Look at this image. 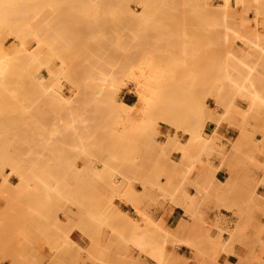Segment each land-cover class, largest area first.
<instances>
[{
  "label": "rangeland",
  "instance_id": "374dc122",
  "mask_svg": "<svg viewBox=\"0 0 264 264\" xmlns=\"http://www.w3.org/2000/svg\"><path fill=\"white\" fill-rule=\"evenodd\" d=\"M94 1L98 4L94 5L96 8L93 6L95 11L94 8L89 9L94 11L95 15L98 14L96 18L99 22L98 25L97 21L95 23L93 21V12H91V19L84 16L90 15L89 9L86 11V14L83 15L78 7V10L76 9L74 13L72 9L73 7H76L74 2H68L64 7L61 6L63 8H61L56 15V20H58V17L60 16H58V14H62V17H59L60 21L53 20V24L49 19H46L44 22L41 20H44L47 16H41L40 26H38L39 22L34 23L37 37L44 42L41 43L42 48L36 50L40 55L38 63L40 64L41 60H43V62L51 60L50 63L46 62L45 64H52L60 72V74L58 73V81L68 103L63 105H46L45 103L43 105L42 102L40 104L37 103L39 104L37 107L39 110L38 112L36 109L37 101L35 100L37 97L33 93V98L35 96V99H33L35 103L32 105L33 100L31 94H29L30 87L27 90L28 92L26 91V94L24 92V95L26 96L20 94V92L22 93L27 89H25V87H27L26 84L28 81L23 83L26 80V78H24L26 75L23 77L25 80L22 81V87L25 84L23 88L19 87L22 83L20 77H17L20 81L18 83L20 84L17 85L16 80H9V83L7 81V85L10 86L9 90L6 88L7 85L0 89V94L1 91H3V95L1 94L3 97L4 93L8 91L9 93L15 92L14 99H17L19 93V100H16V102L18 103L19 101V103L17 106L14 103V109L10 107L12 106L10 105L12 103H10L9 106L7 105L10 101L7 102V107L0 103L2 109L6 110L10 107L9 114L14 110L13 118L11 117L13 112L10 116L8 115L9 118L11 117L10 120L6 114L3 116L2 109H0V121H5L4 123L0 122V126L2 124V127H0L2 128L0 129V143L5 146L2 148L0 145L2 148H0V156L2 155L1 157H4L7 153L8 156H12V158L15 159L13 162L16 163V166H14L15 173L11 171L9 166H0V176H6L8 180L4 183V191L0 193V264H121V262L122 264H127V262L130 264H139L141 262L140 256L142 255L144 261L145 258H149L156 262L148 252L141 251L136 246L128 243L125 239L128 238L126 234L130 235L132 233L131 226L133 227L137 224L136 226L140 229H138L140 232L143 231L149 236L161 241V239H159L160 236L155 232L157 230L155 228L157 225L155 220L152 219L151 221L143 208L150 207L152 203L156 202L158 197L167 199L171 196L165 194L164 191L160 189L161 187L158 188V186L161 185V180H164V182L167 181L165 178L167 177V172H171L176 176L177 168L173 163V159L179 161V163L182 161L181 153H179L180 157L179 160H177L173 157L174 155H172L174 154L173 149L166 148L167 151L165 152L166 149L164 144L161 143L166 139L164 132L168 130L169 127L164 124L154 127L153 125H155V123H153V125L149 126L146 130L139 132L138 126L142 123L141 121L145 119V111H148L145 100L149 95L144 81L145 76L152 65L155 66V64H157L156 66H158V68L160 67V70L162 69L160 71L161 74L156 77V79H162L161 84L159 85L161 95H170L175 102L174 106H168V108H166L168 114L176 115V105L179 103L177 101H179V98H185V103H189V111L191 112L192 120L195 121L202 118L204 129L207 126L213 125L214 128L212 132H214L217 131V128L222 122H225L228 125L237 128L239 134L241 127L244 125L246 136L242 138L237 146L239 148L237 151L235 150L234 154L242 153L241 157H243L244 160L246 159L245 162L249 161L254 164L256 163L253 156L255 151H258L259 156L264 157V106L259 110H256V108L253 109L251 115L243 121L244 118L242 114L246 110L247 103L240 97H234V101L232 100L233 102L231 105H227L226 109H224L214 102L215 100L212 96H207L206 104L212 109V116L205 114V110L199 102L200 93L204 92V87L210 85L215 86L217 83L215 75L210 70L209 64L213 61L225 60L226 52L228 51V48L226 49V47L227 45L229 46L232 38L233 43H230L233 48L232 50L239 48L241 41L238 38L234 39L233 36L237 35V32L250 33L254 32V30L258 34H264V25H261L264 24V21H262L264 20V4H262L264 3V0H262L260 4L252 3V0H246L247 3L245 0H242L244 1L242 3L240 1L235 2L232 0L229 3L230 5L228 4L229 6L225 5L224 0H143L142 3H139V0H121L119 2L113 1L112 5L105 4L108 8L104 7L105 5L101 3L102 0ZM162 1H166L168 4H162ZM242 4L249 8H245ZM65 7L69 10V13L66 12V9V11L63 10ZM101 7L102 10H99ZM103 7L106 9H103ZM83 13L85 12L83 11ZM101 14L103 15V18ZM88 19L91 22L93 21L94 25L91 23L92 26H90L88 21H86ZM36 20H39V18ZM61 20L63 23L60 24ZM67 20L71 23L67 22ZM48 21L50 22L48 23ZM78 22H82L85 25L79 24ZM42 23L49 25L48 28L53 30H50L52 34L46 24L44 27ZM60 25H63L65 28L64 30L62 29V32ZM82 25L85 27L86 25L89 26L84 28ZM74 26L76 29L75 35L73 31ZM228 26H232L230 27V30ZM47 29L48 32H46ZM85 31L88 32V35H86ZM93 32L95 35L94 38L92 37ZM96 32H98L97 37ZM4 33H8V31H5ZM12 33L10 31V34H3L2 39H4L2 41L4 48L6 47L5 49H10V46L17 42L14 38V33ZM79 33L81 34L79 35ZM42 34L44 35L42 36ZM77 34L81 39L78 38L79 36H77ZM89 35L91 36L90 38H88ZM53 37L55 38L54 49L52 51L47 47L45 41L47 42L48 40L49 43V40L53 39ZM42 38H45L44 41ZM91 39H94L92 41L93 43L91 42ZM95 39L98 40L95 41ZM77 40L79 41L78 43ZM85 40L87 43H85L86 48H84L85 46L83 44ZM82 41L84 42L82 43ZM27 43L30 48L35 46L34 40H32L31 37L27 38ZM223 43L225 45H223ZM58 47L64 49V52L62 51L64 54L61 53V50L60 52L58 51ZM81 47L84 50H82ZM184 48L186 49L184 50ZM49 49L50 52L48 51ZM65 49L67 51H65ZM40 50H42V52ZM51 51L54 54L60 53V56H53ZM246 51L244 58L246 62L256 63L260 66L264 64V55H260L257 50L254 51L252 48H247ZM41 53H43V55H41ZM84 54L86 56H84ZM74 55L76 57H74L72 61ZM70 56L72 57L68 60L67 58ZM49 57L52 58L50 59ZM74 60L75 62H77V60L78 62L81 61V63L77 62V64H73ZM90 60L92 61L91 63L89 62ZM70 63H72V65ZM60 64L61 68L59 66ZM126 65L129 67L128 69ZM165 65L169 66V73L167 68H161L165 67ZM173 65H177L178 67ZM40 66L39 72L46 75V65H42L43 67ZM66 66H68V68ZM85 66H90V68L88 67L90 71ZM185 67L187 68L184 71ZM112 69H116V71L117 69L118 71L122 70L121 72L123 73L121 77L123 78V81L116 93L115 101L117 99V105L120 102H123L131 106L128 108L125 107L127 108L125 109L126 113L128 112L130 115V120L132 119V121L128 123V126L127 124L125 125V123H127V121H125L126 113L125 115L123 113L122 121H119L117 125L114 124L112 117L109 115L111 107L106 105L103 100L102 103L100 98V100H97L98 96L94 94L95 85L92 84L93 82L91 81L92 75L95 76L98 73H107ZM188 70L193 73L190 75ZM59 75H61V77ZM11 76L16 77L17 75ZM90 76L91 79L89 78V80L88 77ZM84 77L85 80L83 79ZM181 79H186L187 81H181ZM30 80L31 79H29V81ZM87 80H89V84ZM15 81L16 84L14 83ZM228 81L230 80H224L223 83L231 89V81ZM30 82H33V79ZM85 83L88 84V87L85 86ZM16 86L22 89V91H20L19 88L18 90ZM33 87L35 88V86ZM151 87L155 88V85L152 83ZM79 88L80 90L78 92ZM83 92L85 97L83 96ZM9 93L7 98H9ZM10 95L13 97V94ZM27 95L31 97L32 101L28 99L29 97L25 98ZM90 96L92 97L91 100ZM22 97H24L23 100ZM83 98L88 99L81 101ZM25 99L28 100V105L26 104L27 102L25 103ZM196 99H198V102H196ZM0 100H3V98H0ZM6 101L7 100L4 98L3 103L5 104ZM87 101L89 102L88 104H86ZM38 102H40L39 99ZM79 103H81V105ZM29 105H31V107H29ZM105 105L106 107H104ZM23 106H27V108ZM59 106H61V108ZM97 106L102 108L105 112L101 111L99 108L100 112ZM30 108L32 113L29 111ZM104 108L107 109L105 110ZM25 109L29 110H26L27 112H25ZM43 111L44 115L42 116ZM74 111H77L76 116L78 119L76 118ZM222 111L227 113V115L225 113L222 115ZM15 112H17V114H15ZM71 112H74L75 122L73 119L72 121L70 119L71 115L68 113ZM26 113H28L29 116ZM79 113H82V115L84 114V116L79 118ZM21 115L22 117L25 116L22 118ZM160 118H162V116ZM68 119L70 120L71 125L68 122ZM11 121L13 122V125ZM53 121H55V125L58 127L62 123V127H59V130L57 128L59 131H56L57 134L55 133L54 135H51L50 130ZM56 121L58 122L57 124ZM6 123L9 124V127ZM72 124L74 126H72ZM124 125L125 127H128L126 133L123 132L125 129L123 127ZM49 126L50 128H48ZM78 126H81V129L75 128ZM109 126L115 128V136L108 131ZM7 127L8 129H6ZM9 128L11 131H9ZM39 128H41V130ZM90 128H92L91 131H89ZM97 128H99L98 131ZM68 129L71 133L75 129V132L71 134L67 131ZM45 130L48 131L45 133ZM100 130L101 132H99ZM78 131L80 132L78 133ZM176 132L180 141L183 142L187 136L181 130ZM12 133H14V138L10 136ZM41 134H43L45 138L48 135V139L50 138L49 140L51 141L47 142L48 140H45V138L43 139ZM77 134H79V136H77ZM152 134L155 135L153 138ZM35 135L38 136L37 141ZM237 137L234 141L229 142V145L227 146L222 141V135L217 131L214 135L215 139H219L217 145L210 140L209 142H206L204 152L200 154V158L195 162L202 163L203 157L209 158L212 155L224 157L227 154H233L232 145ZM41 141L43 143L45 142L42 148L41 146L43 143H41ZM5 142H7V144ZM197 150L198 149H193L192 152L197 153ZM1 151L4 152L2 153ZM156 158L158 159L156 160ZM155 160H159L158 162L160 165ZM207 162L209 161H205V165L209 167V174L213 177L215 168H213L210 162ZM163 163L165 164L163 165ZM151 164H153V166H151ZM258 165L262 166L264 163L260 162ZM155 167L158 168V170ZM160 168L161 170L163 168V172L161 170L159 171ZM193 168L194 167H192V169ZM178 169L182 171L181 167ZM146 177L149 180H146ZM176 177H178V175ZM142 179L145 181H142ZM187 184L188 183L185 184V189ZM135 186L141 187L142 191L135 190ZM133 188L136 192L132 190L131 195L129 189ZM133 191L135 194H133ZM237 191L240 192L241 190L239 189ZM237 191L234 196L237 195V199L239 198L243 200L240 204V206H242L244 203L242 209L243 212L247 210L251 211L250 205L246 202L247 199L249 202H253V197H249L250 194L248 192L250 191L246 192V190H243L240 193ZM151 192H155L157 196L155 195L154 197H151ZM243 192H246L247 195ZM136 193L138 194L137 196H135ZM142 194L146 199L143 198L144 196L142 197ZM241 194L243 197L239 196ZM215 198L218 201H225L222 194H219V197L218 195L215 196ZM108 200L109 202H107ZM115 200H123L132 205L135 214L139 219L131 220L118 208L115 212L116 206L115 204L113 205ZM140 204H144V207H139ZM111 205H113L115 209L112 208ZM221 205L224 206V204H217L218 207ZM232 206L239 205L235 204ZM118 210L119 213L121 212L120 216ZM127 217L134 225L130 224L129 220H127L128 222L126 221L125 218ZM152 223L155 224L153 225ZM243 225L236 226L232 231L226 230L230 234L228 237L229 241L234 238L235 232H240L242 230L244 227ZM153 227L156 230H154ZM255 228V230L259 232V236H264V224L261 225L258 221V225ZM129 229L131 233L129 232ZM73 230H77L87 239V242L80 244L71 239L70 233ZM125 231L128 232L124 233ZM219 232L220 233L216 235L217 237H212L209 240L211 241V244L212 239L215 240V238H217L216 240H220L219 242L221 243L222 237L220 235L222 233L221 231ZM180 241L181 240H167L161 242L164 246H174L173 244H179ZM181 242L183 243V241ZM212 245L214 246V244ZM43 248H46V250H43ZM165 259L166 263L169 257H166ZM180 259H183V256H181ZM200 264L207 263L200 262Z\"/></svg>",
  "mask_w": 264,
  "mask_h": 264
},
{
  "label": "bare ground",
  "instance_id": "6f19581e",
  "mask_svg": "<svg viewBox=\"0 0 264 264\" xmlns=\"http://www.w3.org/2000/svg\"><path fill=\"white\" fill-rule=\"evenodd\" d=\"M113 1H115V2H119V1H121V0H102L101 1V3H103L104 5L105 4H109V5H112V3H113ZM232 0H224V3H225V5H228L230 2H231ZM235 2L236 1H240L241 3L242 2H244V1H242V0H234ZM233 1V2H234ZM248 1V0H247ZM68 2H74L75 4L74 5H76V7H73L72 9H73V11H74V13H75V11H76V9L78 10V7L80 8V11H82V14L84 15V14H86V11L89 9V8H91V9H93L95 6L94 5H98L97 4V2L96 1H94V0H0V89H2V87H5V85H7L8 83H9V80L10 81H14V80H16L17 81V85L18 84H20V83H18V82H20L19 81V79L17 78V77H20V80H21V83H22V81H24L25 79H23V77L24 78H26V80L23 82V83H25L26 81H28L27 82V84H26V86L27 87H25V91H23L22 93L20 92V94H22V96H26V95H24V92H25V94H26V91L29 89V87H30V91H29V94H31V97H32V100L33 99H35V96L37 97L35 100L37 101L36 102V105H34V106H36V109L38 110V105L42 102V104L44 105V103L47 105V104H60V105H63V104H66V103H68L67 102V99L64 97V92H63V89L61 88V86H60V83H59V81H58V73L60 74V72L57 70V68L55 67V66H53L52 64H45L46 62H51V60H49V61H44L43 62V60H41L40 61V64L38 63L39 61L38 60H40V55H39V52H36V50H39V48H42V45H41V43H44V42H42V40L41 39H39L38 37H37V33H36V28H35V22H39V25L38 26H40V24H41V22H40V18H41V16L43 17V16H47V18L45 17V19L44 20H41V21H44L45 22V20L47 19H49L52 23L54 22L53 20H55V21H60V18L62 17L61 15L62 14H58V16L60 17H58V20H56V15H57V13H58V11L61 9V8H63L64 7V5L66 4V3H68ZM143 2V0H139V3H142ZM234 2V3H235ZM245 2H246V0H245ZM262 2V0H252V3H256V4H260ZM168 4L166 1L164 2V1H162V4ZM240 3V4H241ZM247 3V2H246ZM169 4H171V3H169ZM176 4V3H175ZM262 4H264V3H262ZM173 5V4H172ZM230 5V4H229ZM228 5V6H229ZM242 5H244V4H242ZM61 6H63V7H61ZM94 6V7H93ZM245 6V8H249V7H247L246 5H244ZM249 6V5H248ZM262 6V5H261ZM104 7H106V8H108V6H104ZM103 7V9H106V8H104ZM87 8V9H86ZM96 8V7H95ZM95 8H94V11H95ZM66 9V7L63 9V10H65ZM91 9H89V11H90V15L88 16V15H84V16H86V17H89L90 19L93 17V21H94V23L97 21V15H95L94 13V11H92ZM98 9V8H97ZM62 10V11H63ZM67 10V9H66ZM65 10V11H66ZM99 10H102V7H101V9H99ZM65 11H63V12H65ZM72 11V10H71ZM83 11L85 12V13H83ZM97 11V10H96ZM67 13H69V10H67L66 11ZM65 12V13H66ZM79 12V11H78ZM91 12H93L92 13V17H91ZM62 13V12H61ZM71 13V12H70ZM94 15H95V17H94ZM101 16H102V18H103V15L101 14ZM86 17H85V19H86ZM39 18V20H36V19H38ZM63 18H64V16H63ZM108 18V17H107ZM98 20H99V17H98ZM104 20V19H103ZM50 21H48V23L50 22ZM64 21V20H63ZM77 21V20H76ZM86 21H88V24L90 25V26H92L91 25V23L93 24V21L91 22V21H89V19L88 20H86ZM109 21V20H108ZM244 21V20H243ZM262 21H264V20H262ZM67 22H69L68 20H67ZM74 22V21H73ZM46 23H47V21H46ZM45 23V24H46ZM61 23H63L62 22V20H61V22H60V24ZM69 23H71V22H69ZM79 24H84V23H82V22H78ZM98 21H97V25H98ZM244 23V22H243ZM242 23V24H243ZM43 24V23H42ZM45 24H43V26L45 27ZM54 24V23H53ZM58 25V24H57ZM64 25H65V23H64ZM85 25V24H84ZM84 25H82L84 28H87V26H89V25H86V27L84 26ZM94 25V24H93ZM97 25H96V27H97ZM261 25H264V24H261ZM42 26V27H43ZM46 26H47V28L49 27V25L48 24H46ZM61 27H60V29H61V32H62V29L64 30L65 28L63 27V25H60ZM77 26H79V25H77ZM226 26V25H225ZM57 27V26H56ZM229 27V26H228ZM230 27H232V26H230ZM230 27H229V30H230ZM234 27H236V26H234ZM79 28V27H78ZM93 28V27H92ZM226 28V27H225ZM43 29H45V28H43ZM49 29V31L50 30H52V29H50V28H48ZM48 29H47V31L46 32H48ZM95 29V28H94ZM233 29V28H232ZM76 29H75V26H74V35H75V31ZM85 30V29H84ZM92 30V29H91ZM235 30V29H234ZM5 31H8V33H4ZM10 31H11V33L13 32L14 33V38L17 40V42H16V44H14V45H11L10 46V49L9 48H7V49H5L4 48V46H3V39H2V37H3V34H10ZM53 31V30H52ZM55 31V30H54ZM94 31V30H93ZM44 32H45V30H44ZM61 32L59 31V33L61 34ZM79 32H80V30H79ZM86 32V31H85ZM12 33V34H13ZM50 33H51V31H50ZM63 33L65 34V32L63 31ZM238 33H239V35H238ZM244 33V34H243ZM243 33H240V32H237V35H232L233 37H234V39L235 38H238L240 41H241V44H240V46H239V48L237 49H235V50H232L233 48H232V46L230 45V43L232 42L233 43V38H232V40H231V42L229 43V46L227 45V47H226V49L228 50L226 53V58H225V60H223V61H213L212 63H210L209 64V66H210V70H211V72L215 75V78H216V80H217V83L215 84V86L213 85V86H205L204 87V92L203 93H200V97H199V102H200V105L201 106H203V108H204V110H205V114L206 115H208V116H212V114H213V111H212V109H210L208 106H207V104H206V100H207V96H212L213 97V99L215 100L214 102H216L221 108H224V109H226V106L227 105H231V103L234 101V97H240L241 99H243L246 103H247V107H246V110L244 111V113L242 114L243 115V121L244 120H246L247 119V117H249L250 115H251V112H252V110L253 109H255L256 108V110H259V109H261L262 108V106H264V64H262L261 66L260 65H258V64H256V63H248V62H246L245 60H244V58H245V52H247L246 51V49L247 48H252V49H254V51L255 50H257L258 52H259V54L260 55H264V43H262V42H264V34H258L255 30H254V32H243ZM52 34V33H51ZM58 34V33H57ZM59 34V35H60ZM81 33H79V35H80ZM89 34H90V32H89ZM97 34H98V32H96V37H97ZM236 34V33H235ZM44 34H42V36H43ZM78 34H77V36H79ZM86 35H88V32H86ZM225 35H227L226 33H225ZM9 36V35H8ZM62 36H63V34H62ZM62 36H59V37H62ZM65 36V35H64ZM83 36V35H82ZM101 36V35H100ZM216 36V35H215ZM28 37H31L32 38V40H34V43H35V46L33 47V48H30L29 46H28V43H27V38ZM75 37V36H74ZM91 36L89 35L88 36V38H90ZM93 38L95 37V35H94V32H93V36H92ZM99 37V36H98ZM222 37V36H221ZM227 37H228V35H227ZM52 38V37H51ZM54 38L55 37H53V39H50L49 40V43H48V40H47V42L45 41V44H47V47H49L52 51H53V47H54ZM68 38V37H67ZM77 38V37H76ZM78 38H80V36L78 37ZM77 38V39H78ZM84 38V37H83ZM82 38V39H83ZM87 38V39H88ZM103 38V37H102ZM6 39V38H5ZM43 39V41H44V39L45 38H42ZM64 39V38H63ZM81 39V38H80ZM86 39V38H85ZM218 39H219V37H218ZM228 39H230V38H228ZM228 39H227V41H228ZM66 40V39H65ZM94 40V39H93ZM92 39H91V42L93 41ZM96 40H98V39H95V41ZM88 41H89V39H88ZM94 41V42H95ZM67 42V41H66ZM79 41L77 40V43H78ZM81 42V41H80ZM84 41H82V43H83ZM224 42V41H223ZM86 43V40H85V42L83 43L84 44V46L87 44H85ZM93 43V42H92ZM89 44V43H88ZM226 44H227V42H226ZM64 45V44H63ZM70 45V44H69ZM68 45V46H69ZM223 45H225L224 43H223ZM84 46H82V47H84ZM88 46V45H87ZM92 46V45H91ZM65 47H67V46H65ZM81 47V49L82 50H84L83 48ZM238 47V46H237ZM59 48V47H58ZM69 48H71V47H69ZM68 48V49H69ZM76 48V47H75ZM84 48H86V46L84 47ZM186 48H188V47H186ZM186 48H184V50L186 49ZM190 48V47H189ZM50 49L48 50L49 52H50ZM63 49V48H62ZM62 49H58V51L60 52V50H61V53L62 54H64L63 52H64V49L62 50ZM73 49V48H72ZM87 49H89V48H87ZM47 50V49H46ZM183 50V52L185 53V51ZM196 50V49H195ZM41 52H42V50H40ZM45 51V50H44ZM48 51H47V53H48ZM51 51V53L53 54V56L54 55H57V56H60V53L59 54H54L53 52ZM63 51V52H62ZM65 51H67L66 49H65ZM79 51H80V49H79ZM190 51V50H189ZM194 51V50H193ZM197 51V50H196ZM83 52H85V51H83ZM192 52V51H191ZM190 52V53H191ZM44 53V52H43ZM43 53H41V55H43ZM72 53V52H71ZM86 53V52H85ZM194 53H195V51H194ZM75 54V53H74ZM49 55V54H48ZM52 56V55H51ZM52 56V57H53ZM56 56V57H57ZM81 56H83V55H81ZM84 56H86L85 54H84ZM42 57V56H41ZM52 57H49L50 59L52 58ZM62 57V56H61ZM71 57L72 56H70V57H68L67 59L69 60V59H71ZM74 57H76L75 55L72 57V61H73V59H74ZM79 57V56H78ZM46 58V57H45ZM44 58V59H45ZM41 59H43V58H41ZM61 59V58H60ZM77 59V58H76ZM62 61H64V60H62ZM71 62V61H70ZM77 62H78V60H77ZM77 62H75V60H74V63L73 64H77ZM83 62V61H82ZM90 63L92 62L91 60L89 61ZM88 62V63H89ZM78 63H81V61L80 62H78ZM46 65V75H44V74H42L41 72H39V66L40 65ZM71 65H72V63H70ZM85 64V63H84ZM117 64V63H116ZM41 65V66H42ZM86 65V64H85ZM157 64H155V66L154 65H152L151 66V68H150V70H149V72L147 73V75L145 76V81H144V83H145V85H146V87H147V92H148V97L146 98V104H147V108H148V111L146 110L145 111V119L143 120V121H141L142 123L138 126V128H139V132L140 131H144V130H146L147 128H149V126H152L153 125V123H155V125H153L154 127L155 126H159V125H162V124H164L165 126H167V127H169V129L168 130H166L164 133H165V136H166V139H164V141L163 142H161V143H163L164 144V147H165V149L166 148H171V149H173V152L174 153H177V154H179V153H181L182 154V161H180V163H179V161H176V160H174L173 159V163L175 164V167L178 169V164H179V166H181V165H183L186 169H187V171H190L191 169H192V167H193V165H194V163H195V161L198 159V158H200V154H202L203 152H202V149H205V147L204 146H206V142H209V140L211 141V142H213V143H215V145H217V141H219V139L217 140V138L215 139L214 138V135H215V131L214 132H210L209 134H206L205 132H204V126H203V121H202V118L201 119H199V120H195V121H193L192 120V118H191V112L189 111V103H185V101H186V99L185 98H179V101H177V102H179L177 105H176V107H177V113H176V115H170V114H168L167 112H166V108H168V106H174L175 105V102L173 101V99H172V96H170V95H161V92H160V90H159V85L161 84V78H158V79H156V77L159 75V74H161L160 73V71L162 70H160V67L158 68V66H156ZM40 66V67H41ZM60 66V68H61V64L59 65ZM87 66V65H86ZM85 66V67H86ZM91 66H92V64H91ZM125 66V65H124ZM124 66H121V67H124ZM127 66V65H126ZM160 66V65H159ZM173 66H177V65H173ZM172 66V67H173ZM43 67V66H42ZM56 69H55V68ZM67 68H68V66H66ZM72 67V66H71ZM85 67H84V69H85ZM89 68H90V66H88ZM88 67H86V68H88ZM168 67L169 66H166L165 65V67H161V68H167V71H168ZM178 67V66H177ZM89 68H88V70H89ZM129 67L127 66V69H128ZM170 68H171V66H170ZM175 68V67H174ZM186 68L187 67H185V69H184V71L186 70ZM77 69V68H76ZM126 69V68H125ZM182 69H183V67H182ZM209 69V68H208ZM88 70H87V72H88ZM209 70V71H210ZM84 71V70H83ZM90 71V70H89ZM122 70H119L118 71V69H117V71H116V69L115 70H111L110 72H105V73H98L97 75H95V76H93L92 75V79H91V76L90 77H88V79L90 78L91 79V81L93 82L92 84H94L95 85V93L94 94H96L97 96H98V98H97V100H100L101 99V101L103 100L104 101V103L106 104V105H108L109 107H111L110 109V113H109V115H110V117H112V119H113V122H114V124H116L117 125V123L119 122V121H122L121 119L123 118V113H124V115H125V113H126V111H125V109H127L128 107H131V106H128L127 104H125V103H123V102H120L118 105H117V99H116V101H115V96H116V93H117V91H118V89H119V87H120V85H121V82L123 81L122 79L123 78H121L122 77V72H121ZM129 71V70H128ZM22 72V73H21ZM25 74H24V73ZM87 72H86V74H87ZM187 72V71H186ZM20 73H21V76H20ZM127 73H129V72H127ZM168 73H169V71H168ZM188 73L191 75V73H193L192 71L191 72H189V70H188ZM90 74V73H89ZM172 74V73H171ZM11 75H17L16 77H12ZM61 75H62V72H61ZM61 75H59L60 77H61ZM127 75V74H126ZM125 75V76H126ZM173 75V74H172ZM171 75V76H172ZM87 76V75H86ZM182 76H183V74H182ZM187 76V75H186ZM30 77V78H29ZM185 78V77H184ZM23 79V80H22ZM29 79H33V82H30L29 81ZM84 80H85V77L83 78ZM89 79V80H90ZM89 80H87V82L89 81ZM224 80H230L231 81V89H229L226 85H225V83H223V81ZM7 81H8V83H7ZM16 81L14 82L15 84H16ZM79 81H81V80H79ZM181 81H187L186 79H181ZM230 81H228V82H230ZM12 83V82H11ZM14 83H13V85H14ZM23 83L21 84V86L19 85V87H22V85H23ZM33 84V86H35V88L32 86V84ZM37 85H36V84ZM154 84L155 85V88H152L151 87V84ZM77 84V83H76ZM86 84V83H85ZM88 84H89V82H88ZM88 84H86L85 86H87ZM30 85V86H29ZM79 85H80V83H79ZM24 86H25V84H24ZM23 86V87H24ZM37 86V87H36ZM9 87L10 86H6V88H8V90H9ZM17 87V89L19 88L18 86H16ZM22 87V88H23ZM88 87V86H87ZM32 88V89H31ZM20 89V88H19ZM18 89V90H19ZM37 89V90H36ZM84 89V88H83ZM13 90H14V87H13ZM79 90H80V88L78 89V92H79ZM90 90H91V88H90ZM201 90V89H200ZM15 91H16V89H15ZM20 91H22V89H20ZM34 91V92H33ZM37 91V92H36ZM87 91V90H86ZM89 91V90H88ZM28 92V91H27ZM32 92V93H31ZM84 92H85V90H84ZM84 92H83V96L85 95L84 94ZM92 92V91H91ZM3 93V91H1V94ZM8 91L7 92H5L4 93V97L3 96H1V94H0V98L2 99L3 98V100H4V98L7 100L6 101V103L4 104L3 103V100H0V103H2V105H4V106H6V104H7V102L8 101H10V102H8V106H9V104L10 103H12V104H10V105H12V106H10L12 109H14L15 108V104H16V106L18 105V103H19V101H18V103L16 102V100L19 98V93H18V95H17V99L15 98L14 99V94H16L15 92H10L9 93V98H7V95H8ZM33 93H34V98H33ZM10 94H13V97H11V95ZM28 94V93H27ZM88 94V93H87ZM3 95V94H2ZM5 95H6V97H5ZM81 96V95H80ZM94 96V95H93ZM21 97V96H20ZM29 97V98H28ZM31 97L30 96H28L27 95V97H25V98H28V99H30L31 100ZM78 97V96H77ZM85 97V96H84ZM91 97V96H90ZM90 97H88V98H90ZM23 98L24 97H22V100H23ZM81 98V97H80ZM87 98V99H88ZM100 98V99H99ZM11 99H13V100H11ZM38 99L40 100V102H38ZM86 98L84 99H81V101H83V100H87ZM92 99V97L90 98V100ZM95 99H96V97H95ZM19 100V99H18ZM20 100H21V98H20ZM27 99H25V103L28 105V100L26 101ZM31 100V101H32ZM90 100H89V102H90ZM233 100V101H232ZM2 101V102H1ZM12 101V102H11ZM14 101V102H13ZM96 101V100H95ZM101 101H100V103H101ZM103 101H102V103H103ZM188 101V100H187ZM21 102V101H20ZM78 102V101H77ZM88 101H87V103L86 104H88L89 103ZM97 102V101H96ZM196 102H198V99H196ZM15 103V104H14ZM22 103V102H21ZM33 103H35V101L33 100L32 101V105H33ZM37 103H39V104H37ZM83 103V102H82ZM85 103V102H84ZM100 103H99V105H100ZM30 104V103H29ZM80 105H81V103H79ZM13 105H14V108H13ZM20 105V104H19ZM106 105L104 106V107H106ZM116 105H117V107H116ZM186 105V106H185ZM217 105V106H218ZM52 106V105H51ZM84 106V105H83ZM94 106V105H93ZM101 106H102V104H101ZM7 107V106H6ZM10 107H8L6 110L5 109H2V107H0V109H2V112H3V116H5V114H6V116L8 117V115L10 116V114L14 111H11V113L9 114V112H10V110H9V108ZM23 107H26L27 108V106H23ZM29 107H31V105H29ZM33 107V106H32ZM47 107V106H46ZM48 107H49V105H48ZM53 107V106H52ZM60 108H61V106H59ZM90 107H91V105H90ZM89 107V108H90ZM98 107V110L100 111V109H101V111H104V110H102V108H100L99 106H97ZM112 107H115V108H112ZM125 107H127V108H125ZM236 107V106H235ZM234 107V108H235ZM18 108H19V106H18ZM51 108V107H50ZM88 108V109H89ZM93 108V107H92ZM100 108V109H99ZM91 109V108H90ZM105 110L107 109V108H104ZM216 109V108H215ZM27 109H25V112H27L26 111ZM41 110V109H40ZM43 110V109H42ZM52 110V109H51ZM75 110V109H74ZM79 110V109H78ZM236 110V109H235ZM242 110V109H241ZM30 112H31V108H30V110H29ZM34 111V110H33ZM48 111H49V108H48ZM86 111H87V108H86ZM93 111H94V109H93ZM100 111V112H101ZM215 111V110H214ZM230 111V110H229ZM5 112V113H4ZM38 112H39V110H38ZM37 112V113H38ZM51 112V111H50ZM50 112H49V115H50ZM75 112V116H76V112L77 111H74ZM74 112H71V113H68L69 115H71L70 116V119H71V121H72V119H73V121L75 122V116H74ZM105 112V111H104ZM8 113V114H7ZM32 113V112H31ZM35 113V112H34ZM42 113V112H41ZM89 113V112H88ZM87 113V114H88ZM96 113V112H95ZM106 113H107V111H106ZM224 113L225 112H221V114L222 115H224ZM13 114H14V112L11 114V117L13 118L14 116H13ZM15 114H17V112H15ZM28 116H29V114L28 113H26ZM53 114V113H52ZM78 114V113H77ZM101 114V113H100ZM226 115H227V113H225ZM37 115V114H36ZM39 115H41V114H39ZM44 115V111H43V113H42V116ZM55 115V114H54ZM79 115L80 116H78L79 118L82 116H84V114L82 115V113L80 114L79 113ZM93 115V114H92ZM91 115V116H92ZM103 115V114H102ZM25 116V115H24ZM23 116V117H24ZM41 116V117H42ZM87 116V115H86ZM107 116V115H106ZM162 116V118H160ZM10 117V118H11ZM21 117H22V115H21ZM22 117V118H23ZM37 117V116H36ZM35 117V118H36ZM72 117V118H71ZM125 117V116H124ZM214 117V116H213ZM227 117V116H226ZM0 118H1V116H0ZM5 119H7L6 117H4ZM9 118V117H8ZM9 118V119H10ZM34 118V119H35ZM46 118V117H45ZM67 118V117H66ZM69 118V117H68ZM76 118H77V116H76ZM86 118V117H85ZM126 120L125 121H127V123H125V125L127 124V126H128V123H130V121H132V119L130 120V115H129V113L127 112L126 113ZM124 118V119H125ZM27 119H29V118H27ZM54 119V118H53ZM78 119V118H77ZM76 119V120H77ZM260 119H261V117H260ZM11 120V119H10ZM32 120V119H31ZM46 120V119H45ZM59 120V119H58ZM69 120V119H68ZM106 120V119H105ZM16 121V120H15ZM36 121V120H35ZM1 123H4L5 121L3 120V122L2 121H0ZM12 122V121H11ZM37 122V121H36ZM40 122V121H39ZM69 123H70V120L68 121ZM79 122V121H78ZM41 123V122H40ZM52 123V122H51ZM53 123H54V125H53ZM53 123L51 124L52 125V127H51V130H50V133H51V135L53 134H55L56 133V131H58L59 130V127H62L61 125H62V123H61V125H59V127L58 126H56L55 125V121H53ZM58 122L56 121V124H57ZM77 123V122H76ZM247 123V122H246ZM7 125H8V127H9V124H10V122H9V124L8 123H6ZM14 124H15V122H14ZM68 124V123H67ZM67 124H66V126H67ZM74 124V123H73ZM72 124V126H74ZM132 124V123H131ZM157 124V125H156ZM242 124V123H241ZM6 125V126H7ZM12 125H13V122H12ZM41 125V124H40ZM40 125H38V126H40ZM63 125H64V122H63ZM70 125H71V123H70ZM69 125V126H70ZM104 125V124H103ZM125 125L123 126L125 129H124V133H126V131L128 130L127 128L128 127H125ZM242 126V125H241ZM0 127H2V124H1V126ZM8 127L6 128V129H8ZM71 127V126H70ZM81 127V126H80ZM79 126L78 127H75L76 129H81ZM85 127V126H84ZM87 127V126H86ZM99 127H101V126H99ZM110 127V128H109ZM108 127V131L110 132V134L112 133V134H114V136H115V128L113 127V126H109ZM14 128V127H13ZM12 128V129H13ZM45 128V127H44ZM44 128H42V129H44ZM48 128H50V126L48 127ZM48 128H46V129H48ZM57 128H58V130H57ZM65 128V127H64ZM69 128V127H68ZM106 128V127H105ZM137 128V129H138ZM0 129H2V128H0ZM10 129V128H9ZM40 130H41V128H39ZM91 129L92 128H90V130L89 131H91ZM104 129V128H103ZM244 129H245V127H244V125L241 127V129H240V133L238 134V137H237V139H236V141L233 143V145H232V151H233V154H234V152H235V150L237 151L238 150V148L239 147H237L238 146V144L240 143V141L242 140V138H244L245 136H246V131H244ZM84 130V129H83ZM82 130V131H83ZM94 130V129H93ZM99 130V128H97V131ZM178 130H181L182 132H184L186 135H188L187 136V138L182 142V141H180V139L178 138V136L176 135V131H178ZM9 131H11V129L9 130ZM48 131V130H47ZM46 130H45V133L47 132ZM69 133H71L70 131H69V129L67 130ZM4 132V131H3ZM37 132H39V131H37ZM59 132V131H58ZM73 132H75V129L73 130ZM72 132V133H73ZM80 131H78V133H79ZM88 132V131H87ZM99 132H101V130L99 131ZM106 132V131H105ZM108 132V133H109ZM9 133V132H8ZM11 133V132H10ZM36 133V132H35ZM40 133V132H39ZM43 133V132H42ZM62 133V132H61ZM64 133V132H63ZM71 133V134H72ZM84 133V132H83ZM95 133V132H94ZM6 134V133H5ZM13 134L14 133H12V135H10V136H12V138H14L13 137ZM17 134V133H16ZM57 134V133H56ZM88 134V133H87ZM117 134V133H116ZM8 135V136H9ZM65 135V134H64ZM36 136V135H35ZM43 136V139L45 138L44 137V135L43 134H41V137ZM49 136H50V134H49ZM71 136V135H70ZM74 136V135H73ZM72 136V137H73ZM77 136H79V134H77ZM155 135L154 134H152V138L154 137ZM248 136V135H247ZM250 136V135H249ZM6 137H7V135H6ZM37 137L38 136H36V141H37ZM51 137V136H50ZM57 137H58V135H57ZM62 137H63V134H62ZM216 137V136H215ZM251 137V136H250ZM40 138V137H39ZM47 138V139H46ZM46 138H45V140H48L47 142H50L51 140H49L48 139V135L46 136ZM68 138V137H67ZM0 139H1V135H0ZM52 139V138H51ZM54 139V138H53ZM4 140V139H3ZM6 140H7V138H6ZM41 140H42V138H41ZM153 141V140H152ZM244 141V140H243ZM3 142V141H2ZM8 142V141H7ZM7 142H5L6 144H7ZM11 142H12V140H11ZM155 142V141H154ZM41 143H43L42 141H41ZM45 143V142H44ZM44 143H43V145L41 146V148L44 146ZM220 143V142H219ZM245 143V142H244ZM10 144V143H9ZM52 144V143H51ZM0 145H1V143H0ZM46 145V144H45ZM92 145V144H91ZM125 145V144H124ZM154 145V144H153ZM123 146V145H122ZM219 146H220V144H219ZM218 146V147H219ZM1 147L2 148H4L5 146L2 144L1 145ZM0 147V148H1ZM11 147V146H10ZM47 147V146H46ZM163 147V146H162ZM221 147V146H220ZM1 148V149H2ZM9 148V147H8ZM12 148V147H11ZM10 148V149H11ZM161 148V147H160ZM230 148V147H229ZM40 149V148H39ZM47 149V148H46ZM48 149H49V147H48ZM193 149H198L197 151V153L195 152V153H193L192 152V150ZM162 150H163V148H162ZM4 151H5V149H4ZM3 151V152H4ZM167 151V149L165 150V152ZM212 151V150H211ZM2 152V151H1ZM2 152V153H3ZM11 152H12V150H11ZM164 152V153H165ZM239 152V151H238ZM218 153V152H217ZM170 154V153H169ZM169 154H168V156H169ZM241 155H242V153H240ZM237 155H238V153H237ZM2 156V155H1ZM0 156V166H9L10 168H11V171L13 172V173H15V167L14 166H16L15 164L16 163H14L13 161L15 160V159H13L12 158V156H8L7 155V153H6V156L4 155V157H1ZM236 156V155H235ZM249 156V155H248ZM239 157H240V155H239ZM235 158V157H234ZM250 158V157H249ZM158 158H156V160H157ZM241 159V158H240ZM251 159V158H250ZM155 160V161H156ZM246 160V159H245ZM159 161V160H158ZM158 161H156V162H158ZM235 161V160H234ZM237 161H238V158H237ZM240 161V160H239ZM242 161H244V160H242ZM165 162V161H164ZM223 162V161H222ZM228 162V161H227ZM159 163V162H158ZM172 163V164H173ZM207 163H209V162H207ZM229 163V162H228ZM237 163V162H236ZM155 164V163H154ZM165 163H163V165H164ZM174 164H173V166H174ZM232 164V163H231ZM230 164V165H231ZM150 165V164H149ZM159 165H160V163H159ZM162 165V164H161ZM228 165V164H227ZM232 165H234V164H232ZM231 165V167L230 166H228L229 168H232L233 166ZM151 166H153V164H151ZM155 166H157V165H155ZM170 166V165H169ZM159 167V166H158ZM212 167V166H211ZM210 167V168H211ZM156 168V167H155ZM214 168V167H213ZM157 170H158V168H156ZM156 169H154V170H156ZM161 170V168L159 169V171ZM162 172H163V168H162V170H161ZM214 171V170H213ZM166 172V171H165ZM176 173V172H175ZM168 174V175H167ZM146 175V174H145ZM157 175V174H156ZM141 176V175H140ZM166 176L167 177H165L166 179H167V181L164 183V184H161L160 186H158V188L159 187H161L160 189L162 190V191H164V193L165 194H167V195H171V196H173L174 195V192L176 191V189L174 188V187H172L173 185L172 184H174L173 183V181L174 180H176V176H177V174H176V176L174 175V174H172L171 172L170 173H166ZM157 177V176H156ZM141 178H142V176H141ZM147 178V177H146ZM210 181H211V179L213 178L212 177V175L211 174H209V176L207 177ZM110 179H112V178H110ZM165 179V180H166ZM146 180H149L148 178L146 179ZM155 180H157V179H155ZM8 180H7V177L6 176H0V193H2L3 191H4V183L5 182H7ZM142 181H145L144 179H142ZM213 181H214V178H213ZM212 182V181H211ZM217 184H218V181H217ZM219 185V184H218ZM127 187H128V185H127ZM126 187V188H127ZM243 189V188H242ZM249 189V188H248ZM124 190H126V189H124ZM130 191V193H131V195H132V190H134V188L133 189H129ZM217 190L218 189H215L214 187H212V188H210L209 189V191H208V189H206L205 190V193H204V195L205 196H207V194L208 195H213L214 197L215 196H217L218 194L216 193L217 192ZM250 190V189H249ZM248 190V191H249ZM252 190V191H251ZM250 190V192H248L250 195H249V197L251 196V198L253 197V199L254 200H257V198H258V196L255 194V190H253V189H251ZM70 191V190H69ZM135 191V190H134ZM134 191H133V194H135L134 193ZM244 191H245V189H244ZM86 192H87V190H86ZM100 192V191H99ZM184 192V191H183ZM238 192V191H237ZM240 192H242V190L240 191ZM240 192H238V193H240ZM246 192H247V189H246ZM246 192H243V193H245L246 194ZM252 192H254V193H252ZM84 193V192H83ZM138 193V192H137ZM136 193V195L135 196H137L138 194ZM145 193V192H144ZM149 193V192H148ZM242 193V194H243ZM252 193V194H251ZM68 194V193H67ZM70 194V193H69ZM82 194V193H81ZM88 194V193H87ZM96 194H97V192H96ZM162 194V193H161ZM160 194V195H161ZM182 194V196H181V198L183 197V199H185V201H186V199H187V193H180V195ZM242 194L241 195H239V196H242ZM72 195V194H71ZM95 195V194H94ZM99 195H100V193H99ZM111 195H112V193H111ZM244 195V194H243ZM247 195V194H246ZM81 196V195H80ZM101 196V195H100ZM109 196H110V194H109ZM144 195L142 194V197H143ZM237 196V195H236ZM235 196V197H236ZM66 197V196H65ZM125 197V196H124ZM129 197V196H128ZM141 197V198H142ZM218 197H219V195H218ZM243 197V196H242ZM83 198V197H82ZM144 199H146L145 198V196L143 197ZM232 198V197H231ZM241 198V197H240ZM244 198H247V197H244ZM67 199V198H66ZM72 199V198H71ZM108 199V198H107ZM106 199V200H107ZM110 199V198H109ZM137 199V198H136ZM235 199V198H234ZM239 199V198H238ZM104 200V199H103ZM126 200H128V199H126ZM131 200V199H130ZM246 200V199H245ZM262 200H264V199H262ZM140 201V200H139ZM188 201V200H187ZM250 201H252V200H250ZM86 202H87V200H86ZM107 202H109V200L107 201ZM239 202H241V201H239L238 200V203ZM255 202V201H254ZM90 203H91V201H90ZM136 203V202H135ZM256 203V202H255ZM254 203V204H255ZM240 204V203H239ZM244 204V203H243ZM243 204H242V206H240V208L242 207V209H243ZM261 204V203H260ZM229 205V204H228ZM235 205V204H234ZM252 205V204H251ZM256 205V204H255ZM112 206V208H114L115 209V207L113 206V205H111ZM238 206V207H239ZM183 207H184V209H185V212H190V209H191V206L190 205H188L187 203H184L183 204ZM233 207V206H232ZM245 207H246V205H245ZM254 207V206H253ZM90 208V207H89ZM235 208V207H234ZM248 208V207H247ZM255 208V207H254ZM257 208V207H256ZM241 209V210H242ZM92 210H93V208H92ZM246 210V209H245ZM114 211V210H113ZM117 211V208L115 209V212ZM118 213H119V210H118ZM121 213V212H120ZM119 213V216L121 215ZM241 213V212H240ZM122 215H124V214H122ZM125 216V215H124ZM123 216V217H124ZM122 217V218H123ZM126 217V216H125ZM128 218V217H127ZM127 218H125L126 219V221L127 220H129V218L127 219ZM130 221V220H129ZM128 222V221H127ZM132 221H130V224H133V223H131ZM153 224V223H152ZM155 224V223H154ZM153 224V225H154ZM134 225V224H133ZM137 224H135V226H133V228H132V226H131V229H132V233L130 232V229H129V232L131 233L130 235L129 234H126V236H128V238H125L127 241H128V243H130V244H132V245H134V246H136V247H139V249L140 248H142V247H140L141 246V244H145L148 240L147 239H151L150 237H145L143 234H138L137 232H138V229L139 228H137V226H136ZM148 225H149V223H148ZM242 225V224H241ZM127 226V225H126ZM152 226V225H151ZM217 226V225H216ZM244 226V225H243ZM238 227V226H237ZM47 228H48V226H47ZM127 228V227H126ZM129 228H130V226H129ZM155 228H157V229H160V225H156V227ZM49 229V228H48ZM151 229V228H150ZM153 229H154V227H153ZM140 230V229H139ZM149 230V229H148ZM259 231V230H258ZM262 231V230H261ZM261 231H260V233H261ZM111 232V231H110ZM126 232H128V231H125L124 233H126ZM226 232V231H225ZM234 232V231H233ZM239 232V231H238ZM245 233V232H244ZM257 234H259V232H257ZM257 234H256V236H257ZM116 235V234H115ZM230 235V234H229ZM245 235H246V233H245ZM221 236V235H220ZM217 237V236H216ZM222 237V236H221ZM242 237V236H241ZM247 237V236H246ZM259 237V236H258ZM117 238V237H116ZM220 238V237H219ZM217 238H215V240L214 239H212V244H214L215 246H219L220 245V240H216ZM239 239H240V236H239ZM230 240H231V238H230ZM236 241H237V238H236ZM126 242V241H125ZM227 242H229V241H227ZM239 242V241H238ZM243 242V241H242ZM250 242V241H249ZM262 242V241H261ZM260 242V243H261ZM185 243L187 244V245H189V246H191L192 248H194L193 246H192V244L191 243H189V242H187V241H185ZM251 243V242H250ZM259 243V244H260ZM230 244V243H229ZM106 245V244H105ZM232 245V244H231ZM243 245V244H242ZM261 245V244H260ZM260 247V246H259ZM245 249H246V247H245ZM121 250V249H120ZM159 252H161L160 250H159ZM165 253H167V251L166 250H164V252H162V254L164 255ZM101 254V253H100ZM107 254V253H106ZM169 254H170V252H169ZM161 255V254H160ZM109 256V255H108ZM111 256V255H110ZM256 256V255H255ZM104 258V257H103ZM109 258V257H108ZM110 259V258H109ZM261 260V259H260ZM125 261V260H124ZM125 263V262H124ZM141 263V262H140ZM139 263V264H140ZM121 264H122V262H121ZM127 264H130V263H128L127 262ZM132 264V263H131ZM138 264V263H137ZM143 264V263H142Z\"/></svg>",
  "mask_w": 264,
  "mask_h": 264
},
{
  "label": "crops",
  "instance_id": "0c3cea01",
  "mask_svg": "<svg viewBox=\"0 0 264 264\" xmlns=\"http://www.w3.org/2000/svg\"><path fill=\"white\" fill-rule=\"evenodd\" d=\"M213 128V125H210L204 131L210 133L213 131ZM217 131L222 135V141L227 146L238 135L237 128L225 122L220 124ZM217 131L215 132L217 133ZM204 147L206 148V146ZM204 150L202 149V152ZM172 155H174L175 159L179 160V154L174 153ZM241 156V154L237 155L235 153L227 154L224 157L217 155H212L209 158L203 157L202 163L195 162L194 168L190 171H187L183 165H178V168L181 167L182 171L176 170L178 177L173 181L174 184H172V187L176 189L174 195L167 199L158 197L156 202L152 203L148 208H143L144 204L139 205L148 214L151 221L153 219L157 225H160V229L156 228L157 230H154H156L155 232L160 236L159 239L162 242L167 240L183 241V243L181 241L179 244L177 243L178 245L164 246L161 241L138 230V234L151 238L147 239L148 241L145 244H141L140 247L142 248L140 250L148 252L156 260L155 262L153 259L145 258L144 261L142 255L140 256L141 263L200 264V262H203L207 264H264V236H259L255 230L258 221L259 224H264V200H262L264 199V165H258L260 162L264 163V157L259 156L258 151H255L253 156L256 163L254 164L249 161L245 162ZM205 161H209L215 168L213 172L214 181L212 178V182L207 178L210 170L205 165ZM230 164L233 166L232 168L228 167H231ZM161 181V184L165 183L164 180ZM186 183L188 184L185 189ZM212 187L218 189L216 193L218 195L222 194L225 201H218L213 195H204L205 190L208 189L209 191ZM248 188L250 190L255 189V194L258 196L257 200L253 199L256 205L253 202H249L248 199L246 201L250 205L251 211L247 210L243 212L240 206L232 207L234 204L240 205L243 202L242 199H237L234 196L235 192L239 189L242 191L247 189L248 191ZM135 190L142 191V188L135 186ZM183 191L188 195L186 201L183 197L181 198L182 194L180 195V193H184ZM155 195V192H151L150 194L151 197ZM238 200L241 201L239 202L240 204ZM184 203L191 206L190 212H185ZM114 204L116 208L125 213L131 220L139 219L135 214L134 207L126 201L115 200ZM217 204H224V206L218 207ZM241 224H244L242 230L235 232L234 238L229 241V232L226 230L232 231L236 226H242ZM219 231L222 233L221 243L219 246H213L209 240L218 235ZM70 238L80 244L87 242V239L77 230H73L70 233ZM185 241L191 243L194 248L187 245ZM260 241L262 242L260 243ZM137 248L139 249V247ZM43 250H46V248H43ZM164 250L167 253L163 255L162 252ZM181 256H183V259H180ZM166 257H169V259L165 263Z\"/></svg>",
  "mask_w": 264,
  "mask_h": 264
}]
</instances>
